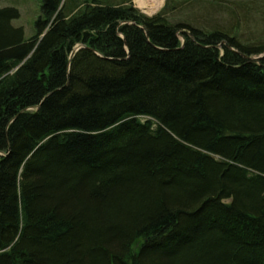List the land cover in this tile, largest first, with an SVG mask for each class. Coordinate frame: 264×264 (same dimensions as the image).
Listing matches in <instances>:
<instances>
[{
	"label": "trees",
	"instance_id": "obj_1",
	"mask_svg": "<svg viewBox=\"0 0 264 264\" xmlns=\"http://www.w3.org/2000/svg\"><path fill=\"white\" fill-rule=\"evenodd\" d=\"M203 1L0 8V264H264V43Z\"/></svg>",
	"mask_w": 264,
	"mask_h": 264
},
{
	"label": "rangeland",
	"instance_id": "obj_2",
	"mask_svg": "<svg viewBox=\"0 0 264 264\" xmlns=\"http://www.w3.org/2000/svg\"><path fill=\"white\" fill-rule=\"evenodd\" d=\"M110 1L115 4L119 3L118 5L120 7L131 6L139 11L140 14L147 17H151L158 13L164 6L165 2V0H149L147 4L142 7L140 5L141 0ZM218 1L221 2L219 6L209 7L213 6L212 1H209L208 3H204L203 1V3L208 6L204 4H196V7H202L205 10L209 9L216 14V16H218L217 19L219 18L221 22L219 26L223 25L225 29L235 28L234 33L232 32L231 35L233 34L235 36L238 43L254 46L264 43V0ZM218 1L215 0V2ZM40 5L41 0H0V8L12 7L18 11L19 18L13 21L12 25L23 29L25 39H30L35 35L34 24L40 16ZM184 16V13L177 15L178 18H184ZM77 46H75V48H77ZM260 56H264V52L259 56H252L250 59L252 61H257Z\"/></svg>",
	"mask_w": 264,
	"mask_h": 264
},
{
	"label": "water",
	"instance_id": "obj_3",
	"mask_svg": "<svg viewBox=\"0 0 264 264\" xmlns=\"http://www.w3.org/2000/svg\"><path fill=\"white\" fill-rule=\"evenodd\" d=\"M81 48H84L82 45H78L77 46V48H75V49H73V51L71 52V54H70V57H69V59H71L73 56H74V54L77 52V50L78 49H81ZM264 56H260L258 59H261V58H263ZM249 60H251L250 58H249Z\"/></svg>",
	"mask_w": 264,
	"mask_h": 264
},
{
	"label": "crops",
	"instance_id": "obj_4",
	"mask_svg": "<svg viewBox=\"0 0 264 264\" xmlns=\"http://www.w3.org/2000/svg\"><path fill=\"white\" fill-rule=\"evenodd\" d=\"M149 0H145V1H142L141 0V2H140V5L142 6V7H144L145 6V4H147V2H148ZM149 4V3H148ZM152 5V4H151Z\"/></svg>",
	"mask_w": 264,
	"mask_h": 264
},
{
	"label": "bare ground",
	"instance_id": "obj_5",
	"mask_svg": "<svg viewBox=\"0 0 264 264\" xmlns=\"http://www.w3.org/2000/svg\"><path fill=\"white\" fill-rule=\"evenodd\" d=\"M78 51V50H77Z\"/></svg>",
	"mask_w": 264,
	"mask_h": 264
}]
</instances>
